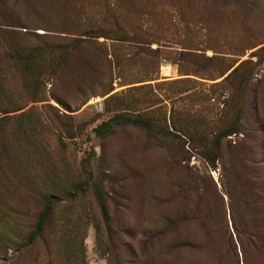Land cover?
I'll return each mask as SVG.
<instances>
[{"label":"rangeland","instance_id":"1","mask_svg":"<svg viewBox=\"0 0 264 264\" xmlns=\"http://www.w3.org/2000/svg\"><path fill=\"white\" fill-rule=\"evenodd\" d=\"M120 27L129 35L88 37L64 69L55 94L70 110L52 98L47 73L25 82L0 59V264H264V248H241L229 213L247 172L262 176L264 191V0H0L6 44ZM244 60L245 78H228ZM78 90L95 95L77 107ZM118 112L156 129L124 124L98 135ZM220 135L213 163L201 144ZM48 201L47 232L23 251ZM216 204L226 227L223 214L209 216ZM55 230L65 239L49 255Z\"/></svg>","mask_w":264,"mask_h":264},{"label":"trees","instance_id":"2","mask_svg":"<svg viewBox=\"0 0 264 264\" xmlns=\"http://www.w3.org/2000/svg\"><path fill=\"white\" fill-rule=\"evenodd\" d=\"M114 13L111 17H114ZM2 29H0V36H4L3 33H1ZM27 32V31H24ZM115 32L116 35L112 38L119 41L122 39L123 34L129 35V31L126 27H120L116 30L112 29H104V28H94V29H84L81 30L80 33H76L75 35H53L49 34L47 32L44 33H37L33 32V36L35 39V44L32 45H24L22 42L14 41L12 38L6 37L0 39V45H6L5 50L0 56V59L3 61H6L7 64H10L9 66H13L17 72L21 74L22 80L25 82H31L35 80V82H38L40 80V77L44 75V73H47L51 77V92H52V98L60 104L64 109L70 110L71 102L70 100H66V98L59 96L58 94H55V87L59 82H61L63 75H64V69L66 66H69L71 61L75 58V56L79 53L81 48L86 44L89 43L88 37H111L110 34ZM18 33V32H16ZM148 37L152 36V34L148 31L145 32ZM119 34V35H118ZM39 38L42 39L41 42L39 41ZM152 43V42H151ZM147 48L148 54L151 56L158 58L160 57V47L152 48L150 46ZM258 44H261V42L255 41L250 42L246 49L252 48L257 46ZM260 50L263 49V46L259 48ZM149 50V51H148ZM141 52H136V55H139ZM1 63V62H0ZM249 62L244 60L242 61L238 66H235L232 71L228 74L229 77H234L238 79L239 77L241 79H244L245 76L241 75V69L248 64ZM233 67V65L230 66L228 70H230ZM2 80V79H1ZM54 88V89H53ZM113 88H108L107 90H104L102 93L103 95L108 94L112 91ZM75 95H77V101L79 98L81 100L76 105L77 107L80 105H83L88 101V97L91 95H95L94 93H88L85 92V90H78L77 92H74ZM51 108H54L58 110V115L60 120H63L62 117H70L65 112L60 113V109H58L55 105L50 104ZM2 111V110H0ZM3 113H6L3 111ZM124 124H133L140 127H143L147 130L155 131L156 125L150 118H144L141 114L139 115H129L126 112H118L114 114L112 117L109 118L108 121L103 122L99 124L96 128V132L98 135H104L106 132L113 131L116 127L119 125ZM233 132V131H232ZM230 132V133H232ZM170 133V131H169ZM230 133H226L225 135H229ZM75 136L74 133L70 134V137L73 138ZM223 135L217 136L213 139H207L202 142V146L208 147L211 146L212 149L215 151V155L211 158L213 163H216V160L221 159V150H222V140ZM202 140V139H201ZM200 140V141H201ZM193 141V140H192ZM196 143L195 141H193ZM210 159V158H209ZM262 176H258L256 173L253 172H247L244 181L241 184V188L237 190L236 192H239L241 194L240 202H237V198L235 199L230 195V204H229V213L231 216V221L234 229V233L236 234L238 238V242L242 249L245 251V247L248 245H254L256 247L264 248V236L263 233L259 234L261 225L263 223L262 217L264 218V204H260V201L258 199V194L261 195V192L263 191L260 188L259 181ZM95 192L98 200V205L101 211V215L103 216L104 220L109 223L110 221V215L105 203V197L102 189L99 187V185L95 184ZM235 192V193H236ZM264 192V191H263ZM207 205V203H203ZM209 211H212L209 213L210 215H215L216 212L221 213L222 219L221 223H223L224 227H226V218H227V211L220 210V207L216 204V208L207 206ZM217 209V210H216ZM55 210V203L53 201H48L41 214L39 215L35 228L33 231L29 234L27 239L22 242L20 245V248L23 251L30 250L38 240L42 239L48 228L49 220ZM200 211V210H199ZM190 214H193L191 212H188L185 217H183V220H187ZM261 219V223H260ZM211 222V220H210ZM229 225V220L227 221V227ZM206 226V224H205ZM57 230L54 231L53 237L54 242H52V245L47 248L49 249L48 254L51 255L53 252V247L57 246L61 240H64V237H60L57 234ZM264 232V231H263ZM233 237V236H232ZM232 237L228 241V246H230V242L232 241ZM260 237V238H259ZM234 239V238H233Z\"/></svg>","mask_w":264,"mask_h":264}]
</instances>
